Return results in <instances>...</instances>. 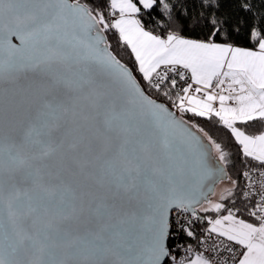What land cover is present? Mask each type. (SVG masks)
<instances>
[{"label": "snow or ice", "instance_id": "obj_1", "mask_svg": "<svg viewBox=\"0 0 264 264\" xmlns=\"http://www.w3.org/2000/svg\"><path fill=\"white\" fill-rule=\"evenodd\" d=\"M0 264H264V10L0 0Z\"/></svg>", "mask_w": 264, "mask_h": 264}, {"label": "trees", "instance_id": "obj_2", "mask_svg": "<svg viewBox=\"0 0 264 264\" xmlns=\"http://www.w3.org/2000/svg\"><path fill=\"white\" fill-rule=\"evenodd\" d=\"M253 2L257 5V8L264 10V2L262 0H253Z\"/></svg>", "mask_w": 264, "mask_h": 264}]
</instances>
